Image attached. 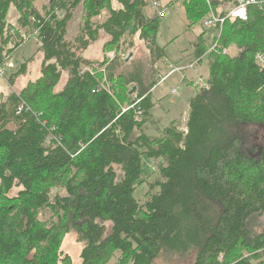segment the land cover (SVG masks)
I'll return each mask as SVG.
<instances>
[{
  "label": "trees",
  "instance_id": "16d2710c",
  "mask_svg": "<svg viewBox=\"0 0 264 264\" xmlns=\"http://www.w3.org/2000/svg\"><path fill=\"white\" fill-rule=\"evenodd\" d=\"M231 1L188 0L189 26ZM151 2L51 0L41 12L34 0H0V67L34 37L43 55L41 77L0 105V264H72L60 251L71 232L84 245L79 264H154L189 253L194 264H264V230L252 225L264 216V148L250 154L245 133L264 129V69L255 62L264 5L246 21L228 20L217 51L197 37L193 55L208 58L209 77L190 101L188 133L172 124L151 138L144 127L159 82L141 70L113 72L123 48L134 47L127 37L146 43L153 66L165 58L156 43L162 19L146 14ZM11 7L19 29L8 22ZM80 7L73 43L68 25ZM101 32L118 54L110 65L81 55ZM235 45V57L222 53ZM146 160L158 163L155 182L144 176ZM142 185L144 203L136 197Z\"/></svg>",
  "mask_w": 264,
  "mask_h": 264
},
{
  "label": "rangeland",
  "instance_id": "374dc122",
  "mask_svg": "<svg viewBox=\"0 0 264 264\" xmlns=\"http://www.w3.org/2000/svg\"><path fill=\"white\" fill-rule=\"evenodd\" d=\"M51 0H34V6L38 7L42 12L43 6H47ZM157 1V0H154ZM160 6L167 7L170 2H175L170 8L165 9L166 18L162 19L159 34L156 39L158 46L165 50V58L156 64L152 65V58L150 51L145 42L140 41L138 37H127V42H133L134 47L125 46L122 50V55L117 57L118 54L115 51L110 52L109 49H105V45L110 41V37L104 33L99 34L98 40L90 43L86 50L81 54L83 59L95 62H106L111 64L113 60L120 59L115 64L113 72L116 76L120 74H132L137 70L144 72V75L151 79H156L159 84L153 89L152 101L155 104L151 111V117L144 127L145 133L151 138H160L166 129L171 127L172 124L180 129L185 124V119L188 116L190 101L195 97L198 89L206 87V82L209 77L208 58L204 57L201 63H196L193 55V44L196 42L197 37L201 34H205L204 42L208 50H211L215 37L220 34V31L215 28H205L203 26L204 19L190 25V20L187 17L186 7L188 0H158ZM152 3V2H151ZM148 17L154 15L153 9L148 7L146 9ZM84 16L83 8L75 12L73 20L68 26V40L75 42V38L79 34L80 26L82 25V18ZM19 14L15 7H11L9 12L8 22L15 28L18 26ZM104 19V16H103ZM22 34L24 30L21 31ZM39 43L34 37L25 43L21 48L12 53L11 56L6 58V62L3 66L6 75L0 77V105L5 102L12 94H19L29 83L38 80L42 74V62L43 55L39 53ZM238 53L237 46H231L228 48V56L235 57ZM192 63H196L197 70L188 69L182 73H175L170 77L163 80L171 72V67L176 68H189ZM26 64L27 69L25 73L19 76L15 84L10 83V78L13 74L17 73L21 66ZM195 67V69H196ZM106 68V67H105ZM159 69L160 73H156V78L153 76L155 70ZM196 73L197 75H194ZM103 75V74H102ZM205 82L199 86H194L193 83H198L201 79ZM67 81L65 75L56 89V92H60ZM191 81L192 84H189ZM107 81V75L104 73L103 81L101 82V88L105 87ZM132 88V87H130ZM138 89H136L137 91ZM173 90H178L177 94L173 93ZM130 92L133 100H137L138 93ZM124 109L129 106H124ZM12 128V125H11ZM246 136L248 144L246 149L250 154H255L258 150L264 147V129L259 126L247 127ZM157 162L146 160L144 169V176L151 177V182H155L158 177ZM119 177H122L121 172ZM148 191L147 185H142L136 191V197L140 199L141 203L146 201L145 193ZM46 219L50 218V214L45 216ZM253 227L258 230H264V216L257 217L252 221ZM111 224H108V230L110 231ZM83 243L78 242V237L74 232L69 233L62 239L60 247L61 256L68 255L72 261V264L80 263V254L83 249ZM61 259V258H60ZM195 253H189L184 255L169 254L160 256L154 264H194Z\"/></svg>",
  "mask_w": 264,
  "mask_h": 264
},
{
  "label": "built area",
  "instance_id": "2783aa9c",
  "mask_svg": "<svg viewBox=\"0 0 264 264\" xmlns=\"http://www.w3.org/2000/svg\"><path fill=\"white\" fill-rule=\"evenodd\" d=\"M206 1L210 2V0H206ZM263 5H264V1L262 0H232L230 3H228L225 7L221 9L220 14H217L214 11H211L210 16H208L204 20L203 26L205 28L215 27L220 31V34L215 37L214 45L210 51L211 52L217 51L219 49V42H220V38L222 34V29H223L224 24L228 20L246 21L248 19L249 9L252 6H258L259 8L262 9ZM159 6L160 4L158 1H154L152 3L153 11L158 12L160 19H164L166 18L165 10L160 11ZM222 53L224 55H228V49H224ZM255 62L259 68L264 69V51H260L256 54ZM196 65H197L196 63H192V65L189 68L171 67V72L163 80H165L166 78L170 77L171 75L175 73H182V72L187 71L188 69L194 70ZM5 75H6V72L4 71V68L2 66L0 67V77L3 78ZM204 82L205 80L202 78L198 83H194V86H199L201 83H204ZM206 85H207V82H206ZM173 93L177 94L178 90H173ZM134 107L135 106H132V108ZM128 109L130 108H127L124 111H127ZM139 116H141V112L139 113ZM184 121H185V124L184 126H182V128H180V130L184 132L185 134H187L188 133V127H187L188 116Z\"/></svg>",
  "mask_w": 264,
  "mask_h": 264
},
{
  "label": "crops",
  "instance_id": "0c3cea01",
  "mask_svg": "<svg viewBox=\"0 0 264 264\" xmlns=\"http://www.w3.org/2000/svg\"><path fill=\"white\" fill-rule=\"evenodd\" d=\"M77 10H79V8H78ZM77 10H76V11H77ZM76 11H75V12H76ZM75 12L73 13V18H74ZM72 20H73V19H72ZM72 20H71V21H72ZM71 21H70V22H71ZM68 26H69V25H68ZM101 33H103V32H101ZM101 33H100V34H101ZM105 35H106V34H105ZM196 70H197V67H196V69H194V71H196ZM194 75H197V74L194 73ZM189 84H192L191 81H189ZM193 84H194V83H193ZM188 106L190 107V104H188Z\"/></svg>",
  "mask_w": 264,
  "mask_h": 264
},
{
  "label": "water",
  "instance_id": "95a60500",
  "mask_svg": "<svg viewBox=\"0 0 264 264\" xmlns=\"http://www.w3.org/2000/svg\"><path fill=\"white\" fill-rule=\"evenodd\" d=\"M135 91H136V88L133 89V92H135Z\"/></svg>",
  "mask_w": 264,
  "mask_h": 264
},
{
  "label": "flooded vegetation",
  "instance_id": "af4514ba",
  "mask_svg": "<svg viewBox=\"0 0 264 264\" xmlns=\"http://www.w3.org/2000/svg\"><path fill=\"white\" fill-rule=\"evenodd\" d=\"M264 148V147H263ZM263 148H261V149H263Z\"/></svg>",
  "mask_w": 264,
  "mask_h": 264
},
{
  "label": "bare ground",
  "instance_id": "6f19581e",
  "mask_svg": "<svg viewBox=\"0 0 264 264\" xmlns=\"http://www.w3.org/2000/svg\"><path fill=\"white\" fill-rule=\"evenodd\" d=\"M211 3V2H210Z\"/></svg>",
  "mask_w": 264,
  "mask_h": 264
}]
</instances>
